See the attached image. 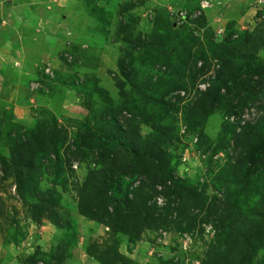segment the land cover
Masks as SVG:
<instances>
[{"label":"rangeland","instance_id":"374dc122","mask_svg":"<svg viewBox=\"0 0 264 264\" xmlns=\"http://www.w3.org/2000/svg\"><path fill=\"white\" fill-rule=\"evenodd\" d=\"M162 98L161 112L153 101ZM193 104L200 109L189 114ZM112 117L141 142L162 127L173 134L167 168L206 197L203 210L170 213V225L139 233L77 212L81 195L99 204L115 195L105 175L129 136ZM261 141L264 0H0V161L10 162L0 264H202L211 245L232 252L217 237L222 217L261 232L247 242L237 233L229 264L245 243L242 264H264V152L244 157ZM17 166L32 174L18 195ZM118 182L129 192L140 184ZM157 190L148 204L161 210L166 191ZM38 199L45 207L32 215Z\"/></svg>","mask_w":264,"mask_h":264},{"label":"trees","instance_id":"16d2710c","mask_svg":"<svg viewBox=\"0 0 264 264\" xmlns=\"http://www.w3.org/2000/svg\"><path fill=\"white\" fill-rule=\"evenodd\" d=\"M260 69L261 67L258 66V69L255 72L258 73ZM240 72L242 74L243 71L241 70ZM170 91L172 90L168 89L165 92V95ZM203 93L204 96L207 94V91ZM164 96L162 95V97ZM198 101H201V96L198 97L196 103ZM153 102L157 103L161 112L169 107V104L164 101L163 98L158 99L157 101L155 99ZM197 109H200L199 106H197V104H193V106L190 108L189 114H192ZM204 112H207L205 108ZM121 113L122 111L120 110L115 112V115L118 116V114L120 115ZM112 119L113 121L111 122H113L116 132L120 135L122 134L129 136L126 144L122 142L124 147L122 145L121 148H123V150L121 154L118 155L116 153L110 158V166L107 168L108 171L105 175L113 182H116L117 189L115 191V195L112 196V198H109L107 201L109 203L103 202V204H99V202L89 203V200L81 195V197L78 199L77 212L98 222L108 217L107 223L108 225L110 224V229L113 231L118 230L127 232L128 228L131 231L137 230L139 233L142 229L155 230L170 225V223L167 222V219L169 216L171 217V214H178L181 218H185L189 216L187 215L189 214L188 212L195 208L200 210L204 209V201L206 197H198L196 195L195 189L187 187L184 180H172V177H174V170L167 168L170 155L167 151L168 149L164 147L166 142H168L167 146H169V143L173 140L172 133L167 134V130L162 127V130L158 132V135H155L152 138H146L143 142H141L137 131H135L133 128L122 130V125L118 122V119L115 117H112ZM263 144L264 143L262 141L260 144H256L254 149H251V151L248 152L247 155L245 154L246 156L244 155V157H246V159L249 161H258L264 152ZM17 149L18 147L12 150L13 154L15 153L14 158H16L17 162H20L21 160L24 161L21 158L22 155L17 153ZM32 153L33 149L30 150V164L32 161L31 158L33 157ZM1 160L2 161L0 162L3 166L2 168L10 166V162L6 161L5 159ZM13 168L15 170L14 173L16 174V181L11 183V185H15V193L17 194V190L24 187L25 179L30 177L32 174L29 172L24 173L30 169L21 170L18 166ZM164 170L166 172H164ZM3 174L4 179H6L7 173L4 169ZM167 174H169L170 177H168ZM94 175H96L95 171H91L87 174L84 181L85 186H88L90 182H93ZM121 176H133L135 180L137 179L138 182L140 181L138 186L131 189V195L129 192V184L122 186L121 183L118 182V178ZM168 179L172 180V185H166ZM92 187L93 185L90 186V189H92ZM161 187H163V190L166 191L165 194L167 200L165 202L163 201L161 205L162 209L160 210L158 208L156 209L155 205L150 206L148 201L152 197L153 193L159 192L157 189ZM200 199H203L204 201H199ZM44 207V202L38 199L36 202L30 205V210L28 211H30V214L32 215H37ZM209 210L210 207L207 208L206 214L209 213ZM219 222L221 225L215 226L217 230V237L218 239L222 240L226 246L233 244V246H228L232 252H225L224 250L216 248L215 245H211V247L206 252V258L202 261V264H229L227 259L230 255V258L233 254L239 258L241 240L239 239L237 233L242 234L245 232L247 236V238L244 240L245 242L252 238L257 239L261 233L256 228H250V231H246V229L242 227L245 223L241 224L229 221L227 222V219L223 217L221 220H219ZM227 226L231 227L230 231H226ZM218 246L220 247L221 244H218ZM244 246L245 247L244 251H242L243 253L241 258L238 259V261H235L234 264H237L238 262L239 264H242L247 258V254L245 253L247 250H249V246L246 243Z\"/></svg>","mask_w":264,"mask_h":264},{"label":"built area","instance_id":"2783aa9c","mask_svg":"<svg viewBox=\"0 0 264 264\" xmlns=\"http://www.w3.org/2000/svg\"><path fill=\"white\" fill-rule=\"evenodd\" d=\"M207 3V2H206ZM208 4V3H207ZM74 167H75V165H74ZM3 169H2V167L0 166V180L2 179V177H3ZM11 191H12V193H14L15 194V185L14 184H12V187H11Z\"/></svg>","mask_w":264,"mask_h":264}]
</instances>
